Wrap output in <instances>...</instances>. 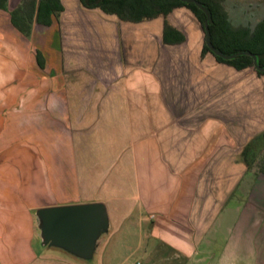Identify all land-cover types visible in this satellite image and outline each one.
Here are the masks:
<instances>
[{
    "label": "crops",
    "instance_id": "obj_1",
    "mask_svg": "<svg viewBox=\"0 0 264 264\" xmlns=\"http://www.w3.org/2000/svg\"><path fill=\"white\" fill-rule=\"evenodd\" d=\"M19 3L6 0L0 8V16H6L0 24V264H87L59 248L42 245L34 211L95 201L105 204L110 226L89 261L92 264L167 260V256L144 253L156 233H162L174 259L200 262L198 236L248 173L247 167L232 188L215 186L213 177L200 186V128L182 126L185 122L179 117L187 110L181 104L174 111L168 109L160 84L152 98L161 109L151 108L145 92L152 81L140 66L114 92L100 96L88 134L73 131L66 97L50 83L32 98L28 109L21 97L13 100L3 83L7 81L6 31L22 40V32L10 21V11ZM163 28L162 45L185 41L184 35L180 43H164ZM38 52L42 54L34 50V62L39 70L44 65L37 62ZM141 77L147 81H136ZM210 121L202 128L212 129L214 121ZM252 174L250 184L260 191L245 192L249 210L240 220L247 222V228L238 239L226 242L213 264H264V175Z\"/></svg>",
    "mask_w": 264,
    "mask_h": 264
},
{
    "label": "rangeland",
    "instance_id": "obj_2",
    "mask_svg": "<svg viewBox=\"0 0 264 264\" xmlns=\"http://www.w3.org/2000/svg\"><path fill=\"white\" fill-rule=\"evenodd\" d=\"M60 2L62 10L52 17L50 25L33 22L31 34L22 32V40L6 31L7 81L3 83L7 94L13 100L21 97L22 106L28 109L32 98L50 83L66 97L73 131L87 130L88 134L100 96L105 91L114 92L120 81L131 79L134 67H143L144 77L152 81L150 90L145 92L150 97L151 108L161 109L152 98L160 84L168 109L174 111L181 104L187 110L179 117L185 122L182 126L193 131L200 128V186L208 183L206 178L213 177L215 186L232 188L245 171L241 157L244 146L250 143L256 150L264 141L261 134L264 131V75L253 66L236 70L216 60L210 52H203L202 24L185 6L175 8L166 16L134 23L99 8H86L80 0ZM222 4L233 27L253 28L264 18V0H222ZM3 17L6 16H0L1 25ZM165 22L184 33L183 43L162 45ZM35 49L42 53L44 67L39 70L34 62ZM136 81L147 80L141 77ZM18 101H13L12 106ZM206 120L214 121V133L211 134L209 126L202 128ZM246 171L220 212L198 236L196 255L200 262L174 259L173 249L163 242L162 233L149 238L144 253L168 257L154 264H210L228 240L238 239L247 228V222L240 220L249 210L250 198L245 192L259 193L260 187L250 184L252 173L256 174L257 169ZM261 200L264 201L263 197ZM136 260L140 262L139 258ZM81 261L92 264L89 261L93 260Z\"/></svg>",
    "mask_w": 264,
    "mask_h": 264
},
{
    "label": "trees",
    "instance_id": "obj_3",
    "mask_svg": "<svg viewBox=\"0 0 264 264\" xmlns=\"http://www.w3.org/2000/svg\"><path fill=\"white\" fill-rule=\"evenodd\" d=\"M6 0H0V8H4ZM211 12L209 32L212 44L225 53H233L248 50L259 57V64L264 66V18L255 24L253 28L233 27L222 0H199ZM86 8H99L105 13L114 14L121 20L139 22L158 16H166L173 9L185 6L192 11L196 18L203 24L205 14L195 4H186L180 0H80ZM62 10L60 0H24L20 5L10 11V20L15 28L27 34L30 33L33 22L50 25L52 17ZM163 42L176 44L184 40V34L165 22L163 28ZM203 52H210L203 44ZM211 53V52H210ZM215 59L226 63L236 70H242L253 66L249 55H237L233 59L224 60L214 55ZM40 67L43 66L41 54H36ZM260 73V72H259ZM264 75L263 73H260ZM264 137V131L261 133ZM242 161L248 170L256 168L264 175V141L253 150L248 143L241 151Z\"/></svg>",
    "mask_w": 264,
    "mask_h": 264
},
{
    "label": "water",
    "instance_id": "obj_4",
    "mask_svg": "<svg viewBox=\"0 0 264 264\" xmlns=\"http://www.w3.org/2000/svg\"><path fill=\"white\" fill-rule=\"evenodd\" d=\"M193 3L201 9L205 18L202 24L204 43L214 55L224 60L245 54L252 58L253 67L264 72L259 57L248 50L225 53L215 47L210 38V10L199 0H180ZM39 238L42 245L59 248L80 260H91L102 237L109 231V217L103 202L76 203L59 206L40 207L34 211Z\"/></svg>",
    "mask_w": 264,
    "mask_h": 264
},
{
    "label": "flooded vegetation",
    "instance_id": "obj_5",
    "mask_svg": "<svg viewBox=\"0 0 264 264\" xmlns=\"http://www.w3.org/2000/svg\"><path fill=\"white\" fill-rule=\"evenodd\" d=\"M211 52V51H210ZM211 54H213V53H211ZM214 55V54H213ZM257 72H260V71H257ZM260 73H263V72H260Z\"/></svg>",
    "mask_w": 264,
    "mask_h": 264
}]
</instances>
